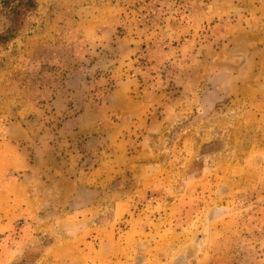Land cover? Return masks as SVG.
<instances>
[{"label": "rangeland", "instance_id": "obj_1", "mask_svg": "<svg viewBox=\"0 0 264 264\" xmlns=\"http://www.w3.org/2000/svg\"><path fill=\"white\" fill-rule=\"evenodd\" d=\"M36 2L0 45V264H264V0Z\"/></svg>", "mask_w": 264, "mask_h": 264}, {"label": "trees", "instance_id": "obj_2", "mask_svg": "<svg viewBox=\"0 0 264 264\" xmlns=\"http://www.w3.org/2000/svg\"><path fill=\"white\" fill-rule=\"evenodd\" d=\"M0 11L6 19L5 27L0 31V45L12 40L18 34L23 16L34 11L36 0H1Z\"/></svg>", "mask_w": 264, "mask_h": 264}, {"label": "crops", "instance_id": "obj_3", "mask_svg": "<svg viewBox=\"0 0 264 264\" xmlns=\"http://www.w3.org/2000/svg\"><path fill=\"white\" fill-rule=\"evenodd\" d=\"M10 164V163H9ZM13 167H11V169H12ZM11 169H8L9 171H11ZM12 170H14V169H12Z\"/></svg>", "mask_w": 264, "mask_h": 264}]
</instances>
